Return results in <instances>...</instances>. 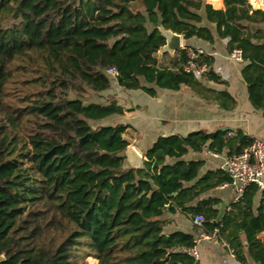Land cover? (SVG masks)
I'll return each instance as SVG.
<instances>
[{"label":"trees","instance_id":"16d2710c","mask_svg":"<svg viewBox=\"0 0 264 264\" xmlns=\"http://www.w3.org/2000/svg\"><path fill=\"white\" fill-rule=\"evenodd\" d=\"M223 1L225 9L205 0H0V264H86L89 256L98 264H196L182 248L196 245L200 228H218L240 262L250 256L264 264V189L248 186L232 203L237 216L218 218L216 199L190 203L229 175L220 168L201 175L203 160L183 158L205 146L240 154L255 138L241 129L160 135L136 168L124 155L130 124H90L133 108L83 99L116 81L151 96L188 85L227 106L228 93L200 80L222 82L210 55L199 56L209 65L204 77L185 70L196 51L188 44L165 64L171 54H157L166 42L162 25L186 40L228 38V51L247 61L242 76L264 114V42H253L261 30L247 25L264 22V10ZM179 209L204 216L195 233L165 231L166 211Z\"/></svg>","mask_w":264,"mask_h":264},{"label":"crops","instance_id":"0c3cea01","mask_svg":"<svg viewBox=\"0 0 264 264\" xmlns=\"http://www.w3.org/2000/svg\"><path fill=\"white\" fill-rule=\"evenodd\" d=\"M248 1L251 4L250 0ZM205 2L210 3L216 9H225L223 0H219L216 5L209 0H205ZM251 6L253 9L264 10V6L252 4ZM205 24L215 30L213 25L208 22H205ZM247 25L252 30V33L261 30L259 37L250 35V39L255 43H263L264 22L248 23ZM228 40V38H220L216 33L213 42H207L195 37L186 40L182 37L183 47L188 44L190 47L202 50L204 54L211 56L210 67L222 78V82L218 83L202 78L200 80L208 89L228 93L231 97L227 106H220L210 96L200 95L188 85H182L178 90L157 88L156 96H151L144 91L146 95L126 90L130 98L128 100L130 104H122L120 101L119 103L127 109L133 108V110L126 112V117L129 118L127 123L131 125L125 134L129 145L134 146L144 155L146 150L160 135L178 134L186 136L194 131L213 132L218 129L228 131V135H235L236 130L241 129L250 137L264 140L263 111L254 106L249 95L248 84L242 76V68L247 64V61H239L231 57L232 52H229L227 48ZM177 56L176 54H171L164 57L163 60L166 65L171 66V62L177 59ZM114 84L121 88L116 81ZM143 97L146 99L143 100ZM225 152H214L208 146H205L201 151L190 149L183 158L186 160H203L202 175L208 170L224 169V157L227 156ZM168 161L173 162L174 159H168ZM234 195L233 185L229 183L223 186L222 183L202 193L190 205H196L199 199L212 198L217 200L215 207L220 210L218 218L222 217L225 211L234 212L233 215L237 216V207L232 206ZM260 197L261 193L254 200L255 209L260 203ZM194 216V214L181 209L175 212L166 211L165 218L168 219V223L165 226V231L181 230L195 233ZM258 237L264 241V230L258 232ZM196 248L199 253L196 264H244L234 256L225 239L201 238L198 239ZM246 264L259 263L248 256Z\"/></svg>","mask_w":264,"mask_h":264},{"label":"built area","instance_id":"2783aa9c","mask_svg":"<svg viewBox=\"0 0 264 264\" xmlns=\"http://www.w3.org/2000/svg\"><path fill=\"white\" fill-rule=\"evenodd\" d=\"M252 5L264 6V0H250ZM190 60L185 70L192 71L198 77H204L209 70V65L199 58L204 52L202 50L190 51ZM231 57L242 61L240 50H234ZM108 73L112 76L117 75L115 68L108 69ZM217 155V153H215ZM223 168L230 177L229 182L223 183V186L229 183L233 185L235 195L233 201H238L244 194L248 186L256 184L260 189H264V140L255 138L252 144L244 149L240 154L225 156ZM194 224L201 226L204 221L202 214H196L193 218ZM218 237V228L211 233L205 232L202 228L198 231V239H213ZM198 241V240H197ZM228 246V244H227ZM182 251L198 260L199 253L195 246L183 247Z\"/></svg>","mask_w":264,"mask_h":264},{"label":"rangeland","instance_id":"374dc122","mask_svg":"<svg viewBox=\"0 0 264 264\" xmlns=\"http://www.w3.org/2000/svg\"><path fill=\"white\" fill-rule=\"evenodd\" d=\"M206 1H208V0H206ZM171 65H173V64H171ZM114 83L112 84V86L109 90H106L104 92L95 93L93 91H88L87 93H85L83 95L84 101L85 102H89V101L107 102L110 99H116L118 101V103H119V101L122 104L129 103L128 100H130V98L127 95V91L123 88H118L117 85ZM132 92H134V93L140 92V93H143V95H146V93H144L141 90H132ZM70 96H71V98H75L77 95L75 93H71ZM142 99L145 100L146 98L143 97ZM128 119L129 118L126 117V113L124 115L115 114V115H112V116L107 117L105 119L96 120V121L91 120L90 124L93 127H97L99 125H104V124H116V123H120V122L127 123ZM86 264H98V260L93 256H89L86 258Z\"/></svg>","mask_w":264,"mask_h":264},{"label":"water","instance_id":"95a60500","mask_svg":"<svg viewBox=\"0 0 264 264\" xmlns=\"http://www.w3.org/2000/svg\"><path fill=\"white\" fill-rule=\"evenodd\" d=\"M158 27L160 32L166 39L165 44L161 46L160 50L157 53L159 56L166 52L174 54L177 50L183 48L182 34L174 32L170 29H166L162 25H159ZM124 155L126 156V160L130 166L136 168L144 167L145 157L134 146L129 145L125 150ZM4 258L5 257L3 255L0 257L1 260H3Z\"/></svg>","mask_w":264,"mask_h":264}]
</instances>
